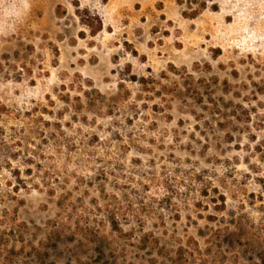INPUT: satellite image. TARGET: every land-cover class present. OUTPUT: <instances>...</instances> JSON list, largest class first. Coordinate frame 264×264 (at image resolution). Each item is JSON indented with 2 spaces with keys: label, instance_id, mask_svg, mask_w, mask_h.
I'll list each match as a JSON object with an SVG mask.
<instances>
[{
  "label": "rangeland",
  "instance_id": "obj_1",
  "mask_svg": "<svg viewBox=\"0 0 264 264\" xmlns=\"http://www.w3.org/2000/svg\"><path fill=\"white\" fill-rule=\"evenodd\" d=\"M264 264V0H0V264Z\"/></svg>",
  "mask_w": 264,
  "mask_h": 264
},
{
  "label": "trees",
  "instance_id": "obj_2",
  "mask_svg": "<svg viewBox=\"0 0 264 264\" xmlns=\"http://www.w3.org/2000/svg\"><path fill=\"white\" fill-rule=\"evenodd\" d=\"M180 261H182V260H179V261L177 260L175 264H181V262H180Z\"/></svg>",
  "mask_w": 264,
  "mask_h": 264
}]
</instances>
